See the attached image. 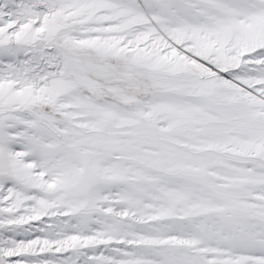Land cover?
<instances>
[{
    "label": "snow or ice",
    "instance_id": "6c2138e0",
    "mask_svg": "<svg viewBox=\"0 0 264 264\" xmlns=\"http://www.w3.org/2000/svg\"><path fill=\"white\" fill-rule=\"evenodd\" d=\"M0 264H264V0H0Z\"/></svg>",
    "mask_w": 264,
    "mask_h": 264
}]
</instances>
